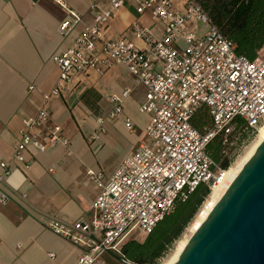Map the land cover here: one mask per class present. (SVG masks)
Listing matches in <instances>:
<instances>
[{
    "label": "built area",
    "instance_id": "obj_1",
    "mask_svg": "<svg viewBox=\"0 0 264 264\" xmlns=\"http://www.w3.org/2000/svg\"><path fill=\"white\" fill-rule=\"evenodd\" d=\"M131 2L138 15L149 14L164 25L163 36L135 21L133 34L143 43L138 46L124 35L111 34L126 0H111L104 10L94 7L93 24L54 57L59 69L57 85L44 96L39 112L23 121L12 154L0 164V204L7 205V179L16 165L27 162L31 150L46 154L60 147L71 154V140L48 110L52 99L68 93L76 97L77 79L91 73L104 76L115 66L126 68L146 89L140 110L151 115L147 143L127 156L107 180L102 173L88 172L99 195L86 216L72 223L56 214L43 218L47 231L78 250L76 264H104V257L120 255L126 242L152 234L200 185L211 190L220 184L226 173L222 163L232 166L264 124V49L254 60L239 55L199 0ZM67 11L58 27L64 38L83 24L81 15ZM130 93L126 90L123 97H112L116 104L112 118L121 116ZM202 111L211 119L205 132L193 125ZM125 124L133 130L130 119ZM216 138L222 145L220 162L207 152Z\"/></svg>",
    "mask_w": 264,
    "mask_h": 264
},
{
    "label": "crops",
    "instance_id": "obj_2",
    "mask_svg": "<svg viewBox=\"0 0 264 264\" xmlns=\"http://www.w3.org/2000/svg\"><path fill=\"white\" fill-rule=\"evenodd\" d=\"M110 1L0 0V164L12 154L23 121L39 112L44 96L57 85L54 57L93 24V8L107 9ZM68 9L81 15L83 24L64 38L58 27ZM135 21L158 37L164 34V25L149 14L138 15L131 0L115 17L111 34L124 35L142 47L131 28ZM75 87L76 97L68 93L48 104L52 120L72 142L71 154L60 147L46 154L31 150L27 162L13 168L4 186L10 201L0 204V264H76L78 250L47 231L43 218L56 214L72 223L86 216L99 195L88 172L109 179L127 156L148 141L151 115L140 110L146 89L126 68L115 66L104 76L91 73L77 79ZM126 90L131 93L124 99L123 112L112 118L116 108L112 97L121 98ZM127 119L133 130L126 127ZM95 134L99 138H93Z\"/></svg>",
    "mask_w": 264,
    "mask_h": 264
},
{
    "label": "water",
    "instance_id": "obj_3",
    "mask_svg": "<svg viewBox=\"0 0 264 264\" xmlns=\"http://www.w3.org/2000/svg\"><path fill=\"white\" fill-rule=\"evenodd\" d=\"M175 264H264V142Z\"/></svg>",
    "mask_w": 264,
    "mask_h": 264
},
{
    "label": "trees",
    "instance_id": "obj_4",
    "mask_svg": "<svg viewBox=\"0 0 264 264\" xmlns=\"http://www.w3.org/2000/svg\"><path fill=\"white\" fill-rule=\"evenodd\" d=\"M209 13L212 22L223 35L236 46V52L254 60L264 49V0H199ZM193 125L201 132L211 126L207 111H202L193 119ZM208 154L217 162L221 160L222 145L214 139L207 148ZM225 170L231 162H223ZM211 190L200 185L184 203H179L176 211L163 219L154 232L144 242H126L121 250V258L134 264H158L178 240L186 226L193 220L198 209L209 197Z\"/></svg>",
    "mask_w": 264,
    "mask_h": 264
},
{
    "label": "bare ground",
    "instance_id": "obj_5",
    "mask_svg": "<svg viewBox=\"0 0 264 264\" xmlns=\"http://www.w3.org/2000/svg\"><path fill=\"white\" fill-rule=\"evenodd\" d=\"M263 142H264V124L258 132L256 141L251 146V148L248 150V152L245 154V156L240 161H238L235 165L231 166L230 169L226 170L224 179L220 184H217L212 187L209 197L207 198L202 208L199 210V213L196 216V218L189 225L186 233L179 240L173 255L171 256V258L166 264H175L178 261L185 247L192 240V238L194 237L198 229L202 226V224L211 214L213 209L222 199L226 191L229 189V187L232 185L234 180L241 173V171L243 170L247 162L252 158L255 152L263 144Z\"/></svg>",
    "mask_w": 264,
    "mask_h": 264
},
{
    "label": "rangeland",
    "instance_id": "obj_6",
    "mask_svg": "<svg viewBox=\"0 0 264 264\" xmlns=\"http://www.w3.org/2000/svg\"><path fill=\"white\" fill-rule=\"evenodd\" d=\"M257 135H254L253 137H251L249 139V141L246 143V145L244 146V148L241 150V152L239 153V155H237L233 161H232V166L235 165L238 161H240L244 156L245 154L248 152V150L251 148V146L254 144V142L256 141L257 139ZM207 200V199H206ZM206 200L203 202L202 206L204 205V203L206 202ZM202 206L198 209L197 213L195 214L193 220L196 218V216L198 215L199 213V210L202 208ZM193 220L186 226V228L184 229V232L182 233L181 237L176 240L173 245L171 246V249L168 251V253L166 255H164L158 262V264H166L169 259L171 258V256L173 255L176 247H177V244L179 242V240L183 237V235L186 233L189 225L193 222ZM141 236H144V235H141ZM146 239V237H141L139 238L138 241L140 242H144ZM130 241H135V240H130ZM128 241V242H130ZM117 257H120L121 258V255H115V256H112V255H107L104 257V264H123L121 261L118 260Z\"/></svg>",
    "mask_w": 264,
    "mask_h": 264
}]
</instances>
